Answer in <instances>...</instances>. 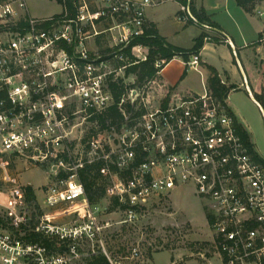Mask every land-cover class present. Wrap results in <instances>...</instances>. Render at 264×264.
Returning <instances> with one entry per match:
<instances>
[{
    "label": "built area",
    "instance_id": "built-area-1",
    "mask_svg": "<svg viewBox=\"0 0 264 264\" xmlns=\"http://www.w3.org/2000/svg\"><path fill=\"white\" fill-rule=\"evenodd\" d=\"M98 1L103 6L93 7ZM163 1L77 0L74 18H41L30 13L26 0H0V158L23 156L46 164L59 157L61 169L46 186V202L74 203L78 215L68 222L44 215L36 228L42 241L24 237L18 224L25 216L8 222L0 213L5 219H0V264H87L101 254L111 264L141 262L138 246L120 257L106 246L112 224L99 219L79 175L80 168L95 163L109 180L106 196L123 206V223H138L154 202L172 200L176 189L190 185L205 203L222 263L264 264V162L209 86L194 95L172 92L156 77L135 86L117 103L122 122L102 127L95 121L85 157H63L72 120H94L116 104L111 84L133 64L124 53L145 33V6ZM178 18L200 24L189 4L181 5ZM105 20L112 24L100 28ZM105 33L111 34L112 51L93 50L91 42ZM144 51L148 47H132L138 60L147 59ZM199 60L192 55L189 67ZM119 61L126 63L115 67ZM164 62L157 60L156 66ZM0 167L6 169L3 159ZM16 206L15 197L10 209Z\"/></svg>",
    "mask_w": 264,
    "mask_h": 264
},
{
    "label": "rangeland",
    "instance_id": "rangeland-1",
    "mask_svg": "<svg viewBox=\"0 0 264 264\" xmlns=\"http://www.w3.org/2000/svg\"><path fill=\"white\" fill-rule=\"evenodd\" d=\"M28 9L33 16L49 17L61 14L62 4L56 0H26ZM95 8L103 3L92 2ZM21 10V9H20ZM264 10V9H263ZM255 18H264L257 17ZM109 20L102 22L100 28L112 24ZM111 34L99 35L91 42L93 50L112 48ZM145 54L148 51H144ZM136 56V55H135ZM137 57V56H136ZM140 59V57H137ZM115 67L118 66L114 63ZM127 84H134L136 76H126L124 71L120 74ZM256 126L254 127V141L258 151L264 157V113L254 111ZM97 120H84L81 117L72 120L75 127L66 143L69 148L63 152L68 161L84 158L83 146L89 137L95 135ZM62 157V158H63ZM3 159L6 169L0 167V213L8 219L18 216L34 214L39 218V209L43 216H50L56 222H68L78 217L72 210L74 203L61 202L49 205L46 202L44 191L54 177V172L61 168L57 160L46 164H37L27 157H9ZM55 162V163H54ZM109 180L100 184L108 186ZM31 185L37 195V208L35 204L27 202L25 187ZM17 206L14 211L10 209L14 199ZM204 201L196 196L192 186L182 185L172 194V200L154 202L148 212L140 217L138 223H123L126 218L124 210L113 205V198L105 196L94 206L101 221H109L105 243L110 253L115 256H124L127 250L138 246L142 252V260L138 264H223L220 256L211 242L212 236L208 225ZM16 212V214H15Z\"/></svg>",
    "mask_w": 264,
    "mask_h": 264
},
{
    "label": "crops",
    "instance_id": "crops-1",
    "mask_svg": "<svg viewBox=\"0 0 264 264\" xmlns=\"http://www.w3.org/2000/svg\"><path fill=\"white\" fill-rule=\"evenodd\" d=\"M193 1L197 8H204L216 27L180 20L178 14L182 3L177 0L145 6L148 22H154L160 34L173 45L190 49L203 32L209 34L199 52L197 66L189 67L186 59L175 56L161 67L156 80L172 92L203 94L210 76L208 65L214 66L224 84L236 87L229 93L227 106L251 135L255 149L262 156L256 147L253 132L256 126L254 111L259 113L263 110L254 92L259 91L264 82L260 69L264 62V18H255L264 17L260 14L264 12V0L258 2L252 11L245 9L237 0Z\"/></svg>",
    "mask_w": 264,
    "mask_h": 264
},
{
    "label": "trees",
    "instance_id": "trees-1",
    "mask_svg": "<svg viewBox=\"0 0 264 264\" xmlns=\"http://www.w3.org/2000/svg\"><path fill=\"white\" fill-rule=\"evenodd\" d=\"M63 6V11L58 16H67V18H74L77 14V7L75 5L77 0H56ZM182 4H189L190 9L194 16L199 20L200 23H210L212 26L216 27V24L210 20V17L204 10V8H197L194 1L191 0H177ZM238 3L243 6L248 11H252L258 2L263 0H237ZM110 23V22H109ZM209 34L203 32L199 37L196 38L195 44L192 48H182L173 45L163 37L156 24L154 22H148L146 19L145 33L141 36L135 37L131 40L130 45L125 50V57H127V63L133 62L126 68V76L134 75L136 76V82L134 84H127L123 78H119L117 82L111 84L112 90L115 95L116 104L110 107L106 113L95 116L93 119L97 120L102 127H106L109 124H117L124 120V115L118 107V102L121 101L122 97L130 91L131 88L135 86H143L149 81L153 80L161 68L156 66L157 60H164V64L168 63L175 56H182L184 59L189 61V58L194 54H199L201 49L204 47ZM136 45H143L148 47V55L145 60H138L132 54V47ZM118 49V48H115ZM100 50V49H99ZM112 51V48H107L105 50H100L102 53H107ZM136 61V63H134ZM126 62L119 61L118 66H123ZM163 64V65H164ZM261 74L264 79V62L260 66ZM208 70L210 71V76L208 79L209 89L214 97L221 101L228 108L226 100L232 89L235 86H227L222 82L219 71L211 65H208ZM255 99L259 102L264 111V82L261 83L259 91L254 92ZM128 110L132 111L131 105H128ZM232 113V112H231ZM233 114V113H232ZM237 125L239 130L246 140L249 148L254 152L255 156L261 162H264V158L257 152L255 145L252 141L251 135L248 133L246 128L239 123L237 120ZM80 179L84 183L85 190L89 201L92 204L99 202L106 196V185L100 184L101 181L106 180L104 178V170L102 169V164L95 163L92 165H85L79 169ZM25 194L27 195L26 200L29 204H35L37 208L40 205L37 204V195L33 186L28 185L25 187ZM113 205L122 207L119 204L117 198L113 199ZM43 211L39 209V218H35L34 214L30 216H25V223H19L20 231L24 233V237L29 240H42L46 241L44 235L36 230L38 223L43 217ZM0 219L5 221L0 214ZM14 219H8V222H13ZM87 264H111L107 256L101 254L93 259L89 260Z\"/></svg>",
    "mask_w": 264,
    "mask_h": 264
}]
</instances>
